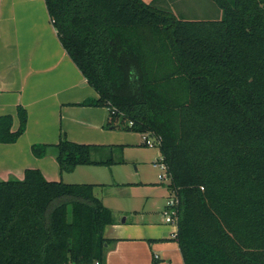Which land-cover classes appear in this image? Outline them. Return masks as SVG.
Segmentation results:
<instances>
[{
	"label": "trees",
	"instance_id": "trees-1",
	"mask_svg": "<svg viewBox=\"0 0 264 264\" xmlns=\"http://www.w3.org/2000/svg\"><path fill=\"white\" fill-rule=\"evenodd\" d=\"M44 1L97 93L78 104L161 137L183 264H264V0H214L218 19H184L145 0ZM17 115L16 129L0 115V142L24 132L26 109ZM101 148L60 138L31 152H54L69 172L109 163L92 157ZM98 185L47 180L37 168L0 180V264L104 263L114 217Z\"/></svg>",
	"mask_w": 264,
	"mask_h": 264
},
{
	"label": "crops",
	"instance_id": "crops-1",
	"mask_svg": "<svg viewBox=\"0 0 264 264\" xmlns=\"http://www.w3.org/2000/svg\"><path fill=\"white\" fill-rule=\"evenodd\" d=\"M92 97L97 93L61 45L45 1L0 0V115L10 114L16 129L17 105L27 112L24 132L14 142H0V180L22 179L26 168H37L47 180L103 184L96 187L102 190L96 194L111 209L114 221L104 228L109 240L102 264H183L173 228H157L145 221L147 199L126 190L140 182L119 168L126 161L112 157V148L92 154L109 163L77 165L69 172L60 171L54 152L42 157L32 154L33 143L53 144L60 138L129 143L127 135L115 139L117 134L106 129L107 107L78 104Z\"/></svg>",
	"mask_w": 264,
	"mask_h": 264
},
{
	"label": "rangeland",
	"instance_id": "rangeland-1",
	"mask_svg": "<svg viewBox=\"0 0 264 264\" xmlns=\"http://www.w3.org/2000/svg\"><path fill=\"white\" fill-rule=\"evenodd\" d=\"M152 2L156 4L160 2L162 8L171 10L184 19H218L222 16V9L214 0H152ZM105 127L117 134L115 139H121L120 134L127 135L130 139L126 144L113 142L99 144L103 145V148H112L114 151L112 157L115 159H124L126 163L119 168L123 169L130 179L140 182L126 190L135 197L147 199L143 204L147 210L145 221L157 228L165 226L173 228L175 232L176 223L163 222L165 217L163 209L169 194L170 179H158L160 169L155 160L160 157L159 147L145 145L142 138L147 132L127 130L121 126L120 119L111 121ZM105 156L107 155L100 154L99 157ZM100 191L102 190L98 188L95 190L98 195ZM148 242L152 241L148 240ZM155 253L159 255L157 250Z\"/></svg>",
	"mask_w": 264,
	"mask_h": 264
},
{
	"label": "built area",
	"instance_id": "built-area-1",
	"mask_svg": "<svg viewBox=\"0 0 264 264\" xmlns=\"http://www.w3.org/2000/svg\"><path fill=\"white\" fill-rule=\"evenodd\" d=\"M142 139H143V143L147 146L159 147L161 144V137L152 131L145 133ZM155 162L158 164L160 169V172L158 173V179L160 180H165L166 178L170 179L168 166L163 161V157L161 156V154L160 157L155 160ZM179 210H180V201L172 191V193L167 197V200L164 205V209H163V213L165 215L164 220L169 223L174 222L177 225ZM155 257H157V255H155Z\"/></svg>",
	"mask_w": 264,
	"mask_h": 264
}]
</instances>
